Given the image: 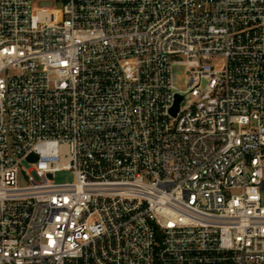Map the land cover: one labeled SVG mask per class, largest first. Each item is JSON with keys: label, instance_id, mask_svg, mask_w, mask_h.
Wrapping results in <instances>:
<instances>
[{"label": "built area", "instance_id": "1", "mask_svg": "<svg viewBox=\"0 0 264 264\" xmlns=\"http://www.w3.org/2000/svg\"><path fill=\"white\" fill-rule=\"evenodd\" d=\"M34 1L0 0V264H264V0Z\"/></svg>", "mask_w": 264, "mask_h": 264}, {"label": "rangeland", "instance_id": "2", "mask_svg": "<svg viewBox=\"0 0 264 264\" xmlns=\"http://www.w3.org/2000/svg\"><path fill=\"white\" fill-rule=\"evenodd\" d=\"M33 4L35 7H52V6H54L53 2H51V1H37V0H35ZM221 59L222 58L219 57L216 59V61H219ZM173 72L176 73L178 76V85L182 89H185L186 88L185 79L187 77V72H186L185 66L176 65L173 67ZM184 105H186V104H184ZM31 168H32V164H30V162L28 160L25 159L22 161L20 184H22V185L27 184L26 176L29 175ZM74 180H76V175H75L74 171H71V170L60 171L55 175V181L56 182H68V181H74Z\"/></svg>", "mask_w": 264, "mask_h": 264}, {"label": "water", "instance_id": "3", "mask_svg": "<svg viewBox=\"0 0 264 264\" xmlns=\"http://www.w3.org/2000/svg\"><path fill=\"white\" fill-rule=\"evenodd\" d=\"M183 99V96L180 94H177L176 96V101H175V105L173 106V108L171 109V112L173 115H176L178 110H179V106H180V102Z\"/></svg>", "mask_w": 264, "mask_h": 264}]
</instances>
